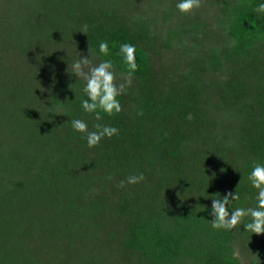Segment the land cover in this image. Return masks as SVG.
Masks as SVG:
<instances>
[{
  "label": "trees",
  "instance_id": "1",
  "mask_svg": "<svg viewBox=\"0 0 264 264\" xmlns=\"http://www.w3.org/2000/svg\"><path fill=\"white\" fill-rule=\"evenodd\" d=\"M5 2L0 84L17 96L0 104V264H243L238 246L264 264V234L209 223L217 193L239 191L233 207L254 204L247 174L264 163L258 0H216L208 19L180 14L166 35L155 18L172 19L176 0L165 10L162 0ZM1 23L16 33L6 39ZM101 40L118 83L121 43L136 45L139 70L122 112L103 115L119 135L90 148L71 128L72 118L90 129L96 120L69 66L89 48L99 62ZM158 44L179 52L161 72L150 52ZM141 172L144 181L120 186Z\"/></svg>",
  "mask_w": 264,
  "mask_h": 264
},
{
  "label": "clouds",
  "instance_id": "2",
  "mask_svg": "<svg viewBox=\"0 0 264 264\" xmlns=\"http://www.w3.org/2000/svg\"><path fill=\"white\" fill-rule=\"evenodd\" d=\"M200 6V0H176V9L180 14H190ZM255 14L264 16V0H258L255 6ZM87 30V26H84ZM109 43L101 40L98 43L99 62L93 63V54L89 48V56H83L79 51L71 65L72 75L76 80L82 81L80 106L87 114L95 117L96 123L90 129L88 122L79 117L70 120L74 132L83 134L90 148L100 145L105 138L118 136L120 129L112 124L103 123V115L112 117L122 112L120 97L124 94L126 86L130 85L133 77L139 70L137 63L136 45L130 42L121 43L119 57L123 71L119 75L125 77L122 82H117V65L109 56ZM69 67L67 71L69 70ZM69 72V71H68ZM69 122V121H68ZM252 189L254 204L248 206L233 207L234 202L241 199L239 191H228L221 196L215 194L211 198V226L217 230H240L243 225L245 231L251 235L264 234V163L255 162L251 171L247 174ZM144 174H130L126 180L121 181L120 186L136 185L144 181Z\"/></svg>",
  "mask_w": 264,
  "mask_h": 264
},
{
  "label": "rangeland",
  "instance_id": "3",
  "mask_svg": "<svg viewBox=\"0 0 264 264\" xmlns=\"http://www.w3.org/2000/svg\"><path fill=\"white\" fill-rule=\"evenodd\" d=\"M148 1H152V0H142V3L146 5L148 3ZM214 1H216V0H200V6L189 14L192 16V21L194 23H198L199 20L208 19L209 14L214 11ZM172 2H173V0H162L163 5H159V6L171 5ZM5 7H6L5 0L4 1L0 0V11L1 12H2V10L4 11ZM165 8H166V6H164V10H165ZM154 10H157V9L152 7L150 9L151 13H155L156 11H154ZM173 15L174 16L172 19L164 17L165 15L162 13L160 14V12L158 15H156L155 19H156V21H158L157 24L161 27L162 30H164L163 35H166L165 33L168 29H174L177 27V25H178L177 23H178V20L180 18V13L177 10V11H175V13ZM2 27H3L2 29L4 30L3 32L5 34H2V32H1V35L3 37L5 36L6 39H8L9 35L12 36L13 34L16 33V30H14L13 27H9L8 23L7 24L3 23ZM208 28H209V26H206L204 29H208ZM200 39H201V43H200L201 47L204 46L205 44L208 45V43H210L209 39L207 38V36L205 34H202L200 36ZM210 40L214 41L215 39L212 37ZM160 42H162V41H160ZM194 44L195 43L193 41H189V42H187L186 45H189V47H191ZM173 48H175V47H173ZM173 48L172 47L168 48L165 46L162 47V46H160V44H158V45L154 46V49L152 51H150L153 58H154L155 68L157 71L161 72V71L165 70L164 67L168 69L169 67H172L175 65V62H176L175 60H176L179 52L175 51ZM6 88L7 87H4V85L0 84V97H1L0 98L1 99L0 104L2 107L3 106L5 107L6 105H8V102L6 101L7 99L4 100V97L8 96L11 93L10 87H8L7 89ZM10 96L16 97L17 93L16 92L14 94L11 93ZM4 110H5L4 108H3V110H0V114H2ZM236 252H237V255H239V257L241 258L243 264H253L247 256H244V254L241 252V249L239 246L236 248Z\"/></svg>",
  "mask_w": 264,
  "mask_h": 264
}]
</instances>
